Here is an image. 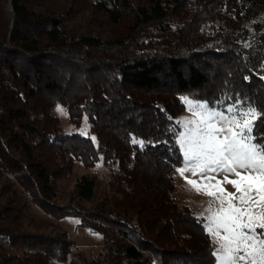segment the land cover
I'll return each instance as SVG.
<instances>
[{"label": "trees", "instance_id": "obj_1", "mask_svg": "<svg viewBox=\"0 0 264 264\" xmlns=\"http://www.w3.org/2000/svg\"><path fill=\"white\" fill-rule=\"evenodd\" d=\"M184 98L264 113V0H0V264L63 263L74 248L4 176L102 235L85 264H217L206 220L177 195ZM57 103L86 133L63 131ZM253 136L264 143V116ZM99 160L110 173L94 205H80L96 196L88 173L60 203L75 164Z\"/></svg>", "mask_w": 264, "mask_h": 264}, {"label": "snow or ice", "instance_id": "obj_2", "mask_svg": "<svg viewBox=\"0 0 264 264\" xmlns=\"http://www.w3.org/2000/svg\"><path fill=\"white\" fill-rule=\"evenodd\" d=\"M201 108L200 105H197ZM233 107L225 109L233 112ZM58 110L62 111V109ZM264 116L251 106L246 111L229 117L224 112L202 108L198 118L189 121L193 127L180 136L185 167L181 175L190 171L199 174L203 181L210 182V173L232 174L236 179L217 181L216 190L206 183L203 189L215 198L219 208L209 211L207 232L217 238L220 264H264V143L253 136L257 119ZM242 171L245 174H242ZM190 185L201 191L196 180H188ZM233 185L235 193L227 192L220 185ZM234 201H236L234 203ZM257 228L261 231L258 233ZM221 232L224 234L221 235ZM243 253V255H241Z\"/></svg>", "mask_w": 264, "mask_h": 264}, {"label": "rangeland", "instance_id": "obj_3", "mask_svg": "<svg viewBox=\"0 0 264 264\" xmlns=\"http://www.w3.org/2000/svg\"><path fill=\"white\" fill-rule=\"evenodd\" d=\"M65 7H68V5H64ZM89 7V4L82 3V7L86 8ZM81 7V8H82ZM207 29H211V24H207ZM184 102L186 104V109L178 115L176 118V121L178 122L181 130L179 134V144H180V136L182 133L187 131L188 128L193 127L189 123V121L197 119L198 113L201 111L202 108H209L211 110L217 111V112H224L222 110H219L217 108H213L209 106V104L206 101H200V100H193L190 98H184ZM197 105H200L201 108H198ZM62 109V111L58 110ZM51 113L55 116H58L61 122L62 129L65 133H71V132H81L86 133L87 127L86 124H83L80 127H76L75 125L68 122V115L66 112V109L64 106L60 105L59 103L54 104L51 108ZM226 116H233L230 115L227 112H224ZM235 115V114H234ZM181 146V145H180ZM181 150L183 152V148L181 147ZM186 161L184 159V163L179 166L176 169V180L178 183V197L181 201L188 202L193 209L196 211L197 215L200 217H207L211 215V212L209 211V208L211 206L212 210H216L219 208L218 201L215 200L214 197L209 196L206 191L203 189L205 188L206 183H210L213 185L212 188L208 189L211 191L216 190L215 185L217 181H224L225 175H228V179H236V177L232 174H226V173H210L206 175H211L214 177L210 182L203 181L199 174L193 175L190 171H185L183 175L180 173V169L182 167H185ZM93 174L97 178V188H96V196L92 200H84L80 205H82L84 208H90L94 205V203L98 200V196L100 192L105 187V181L109 177L110 169L108 165L103 164L101 160L96 162V164L92 167H85L82 163L77 162L74 167V171L69 174L66 178L61 180L60 182V194H59V202L62 204L70 203L72 200H74L75 203V194L73 192L74 185L76 181L79 179V177L84 174ZM242 174H245L242 171ZM4 179L11 180L12 187L17 188L19 191H21L23 199H25L28 203V214L34 215L38 217H42L47 219L50 224L52 225V229L55 231H65L67 233V237L74 242V248L72 249L71 255L68 257L66 262L60 263V262H52V264H69V262H73V264H85L86 262L98 258L101 253L103 252V245H102V235L97 232H93L83 226L80 225L79 220L77 217H64L62 219H54L50 217L48 214L43 212L37 205L32 203L29 199L27 194L19 187L17 183L13 181L11 177L4 176ZM3 179V180H4ZM188 180H196L198 183V187L201 189V191H197L195 187L190 185L187 181ZM2 181H0V193L2 195H6L8 191L4 192L2 190ZM223 187L227 192L235 193L237 196L239 193L236 192V189L233 185L228 184L227 182H224L220 185ZM3 201V196L0 195V203ZM236 201H234L235 203ZM261 211H264V208L261 209ZM207 225V221L205 222ZM224 233L221 232V235ZM212 237L213 243L215 245V251L219 248V241L217 238ZM217 259L219 256V253L216 254ZM243 255V253H241ZM217 264H220L219 259L217 261ZM239 264H243V262H239Z\"/></svg>", "mask_w": 264, "mask_h": 264}]
</instances>
